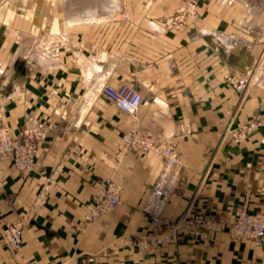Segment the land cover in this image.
I'll list each match as a JSON object with an SVG mask.
<instances>
[{"label":"crops","instance_id":"obj_1","mask_svg":"<svg viewBox=\"0 0 264 264\" xmlns=\"http://www.w3.org/2000/svg\"><path fill=\"white\" fill-rule=\"evenodd\" d=\"M71 1L0 0V126L14 138L32 129L37 148L30 172L10 157L2 162L0 264H248L252 254L264 264V245L226 232L181 234L144 250L126 243L154 229L140 207L162 158L135 151L115 157L134 122L154 141L174 144L181 173L165 209L171 221L264 211V134L238 147L225 138L227 108L237 100L225 78L253 66L264 7L258 0H200L174 29L171 16L183 0H129L130 19L116 35L113 23L95 21L100 10H117L118 0L85 7ZM246 8L262 19L246 18ZM78 11L87 15L73 23ZM103 84L142 95L134 118L99 95ZM260 97L245 100L238 121L262 115ZM105 177L120 185V204L86 222ZM17 220L23 238L14 254L3 228Z\"/></svg>","mask_w":264,"mask_h":264},{"label":"built area","instance_id":"obj_2","mask_svg":"<svg viewBox=\"0 0 264 264\" xmlns=\"http://www.w3.org/2000/svg\"><path fill=\"white\" fill-rule=\"evenodd\" d=\"M240 84L243 81L240 80ZM241 87V86H239ZM103 96L113 103L119 110L130 114L133 118L142 102V95L130 87L122 84L101 86ZM34 131L28 129L23 136L14 138L5 127L0 126V174L2 162L10 157L13 165L22 172H30L35 165L37 148L34 143ZM130 151L154 152L161 156L162 166L145 202L142 211L156 226L165 225L163 213L167 200L174 193L179 183L180 163L174 144L166 141H154L146 132L134 122L122 134L116 149L115 157L120 162ZM120 186L111 177L101 181V187L94 194L90 209L85 216L86 222H93L101 215L114 210L120 204ZM46 188H43L37 198L38 202L44 200ZM173 233L196 232L205 235L206 231L220 232L228 230L230 236L236 240L251 239L256 244H264V213H241L238 219L230 224L223 220H213L202 216H184L174 223ZM3 235L13 251H17L22 243L23 224L21 221L8 224ZM250 264H258L254 259Z\"/></svg>","mask_w":264,"mask_h":264},{"label":"rangeland","instance_id":"obj_3","mask_svg":"<svg viewBox=\"0 0 264 264\" xmlns=\"http://www.w3.org/2000/svg\"><path fill=\"white\" fill-rule=\"evenodd\" d=\"M63 1H66L69 4L72 3L71 0H63ZM97 1L100 3H103V2H106L107 0H95V2H97ZM150 1L152 2L155 0H150ZM80 2L82 3L81 5H84V7L87 5L91 6L94 3L93 0H83ZM118 2H119V4H118L119 7H117V10L112 11V12H110V11L108 12L107 10H100L99 15L97 16V17H99V20L95 21V24L96 23H98V24H106L107 23V24L111 25L113 23L116 35L122 32V30H123L122 25L125 22H128V20L130 19V13L128 11L129 0H118ZM199 2H200V0H183L182 5L180 7H178L177 10L171 16L172 26L174 29H178V28H181L182 26H185L186 21L189 18V16L194 15L196 13V8H197ZM258 3H259L258 7L260 9L264 7V0H258ZM101 6H103V4ZM73 13L76 15H79L80 17H83V15H87L86 11H83V12L78 11V12H73ZM91 13L94 14V12H91ZM260 13H261L260 11L257 12L254 10L253 11H250V10L247 11V8H246V18H249V19L255 18V19L261 20L262 18H261ZM259 41L261 43V47L257 53L256 60L254 61L253 66L250 68V70L245 71V72L229 71V73L226 75V78H225L227 86H229L234 91V94L236 95V99H237L234 104L229 105L227 108V123H226V133H225L226 137L225 138H226V141H227L229 146L230 145L236 146V147L245 146L246 142L249 141L250 136L253 135L255 132H257V131L260 132L261 136L264 134V109H263L262 115L260 114L261 116L258 115L256 117H252L251 119H249L247 121H242V122L238 121V115H239V112H240L242 105L244 104L245 100H247L253 96V97L257 98L260 103L263 101L262 97H260V94L264 93V85L262 84L263 83L262 81H264V34L259 36ZM118 42L119 41L115 42V46H114L115 51L119 50V47L121 46L120 44H118ZM240 80L243 81L242 84L239 83ZM239 86H241V87H239ZM98 93L102 98L106 99L103 96V94L101 93V90H99ZM261 146H264V142L261 143ZM158 174H159V172H158ZM158 174H157V176H158ZM260 174H264V172L260 171ZM156 179H157V177H156ZM156 179L154 180V182L156 181ZM179 181H180V177H179ZM154 182H153V184H154ZM153 184H152V186H153ZM152 186H151V188H152ZM151 188L149 189V192H150ZM176 188H175V190H176ZM149 192L147 193L142 204L145 202ZM174 193H175V191H174ZM174 193H172L171 196ZM120 195H121V193H120ZM168 200H167V203H168ZM167 203H166V205H167ZM142 204H141V206H142ZM166 205H165V209H166ZM140 209L142 211L141 207H140ZM165 209H164L163 216H164V219H166V223H165V225H161V226H156L154 223H152L151 220L149 219V217L142 211V213H144V215L151 222L154 229L151 233L145 234V235L140 236V237H137V236L133 237V238L129 237V239H127L126 243L136 245L137 248L140 247L141 249L144 250L148 244H162V243H168V242L175 241L178 239V237L181 234H191L193 236L203 237L209 233H219V232H215V231H206L205 235H201V234H197L196 232L192 233V232H180V231H178L175 234L172 232V230L174 229V226H175L174 223L178 222L184 216L178 218L175 221H171L169 218H167L165 216ZM243 212L248 213V214L264 213V211H248L246 209H243L232 220H227L224 218H211V217L204 216L201 214H186L185 216H187V215L192 216V217L202 216V217L213 219V220L220 219V220L227 222V224H230V223L236 221L238 219V217L240 216V214ZM17 221H21V220H17ZM12 223H14V222H12ZM9 224H11V223H9ZM22 224H23V222H22ZM4 228H3V230H4ZM220 232H226L229 235V237L234 241H241V240H236V239L232 238L227 229L220 231ZM257 245H259V244H257ZM260 245H264V244H260ZM18 250L17 251L11 250V251L14 254H17ZM254 259L258 262L256 255L252 254V256L248 260V264H250V262ZM258 264H259V262H258Z\"/></svg>","mask_w":264,"mask_h":264},{"label":"bare ground","instance_id":"obj_4","mask_svg":"<svg viewBox=\"0 0 264 264\" xmlns=\"http://www.w3.org/2000/svg\"><path fill=\"white\" fill-rule=\"evenodd\" d=\"M116 1H117V0H116ZM116 1H115V2H116ZM117 4H118V3H117ZM86 18H87V17H84V19H86ZM71 19H72V22L74 23L75 20H77V19L80 20L81 17H80V16H79V17H72ZM72 22H71V23H72ZM68 23L71 24L69 21H68Z\"/></svg>","mask_w":264,"mask_h":264}]
</instances>
